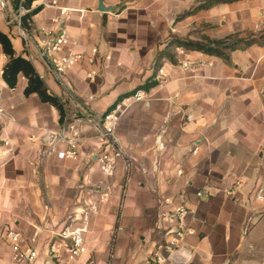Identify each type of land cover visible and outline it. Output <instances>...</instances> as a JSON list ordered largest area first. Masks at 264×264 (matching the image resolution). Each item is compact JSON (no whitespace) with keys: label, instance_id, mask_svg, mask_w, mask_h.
<instances>
[{"label":"crops","instance_id":"0c3cea01","mask_svg":"<svg viewBox=\"0 0 264 264\" xmlns=\"http://www.w3.org/2000/svg\"><path fill=\"white\" fill-rule=\"evenodd\" d=\"M203 1L59 0L47 7L51 0H37L31 8L41 10L31 18L27 53L18 29L8 24L11 9H0V31L65 111L61 123L55 107L37 95L26 97L23 75L10 89L2 79L8 59L0 48V103L12 118L3 133L12 153L0 157L2 261L11 253L3 241L10 227L20 232L24 248H37V264L53 245L63 264H141L154 252L168 255L165 246L179 226L176 210L186 207L196 211L187 220L196 233L175 252L185 247L187 264H264V45L233 52L231 64L169 47L172 40H221L235 33L259 37L264 0L218 5L181 19ZM42 29L65 32L81 52L97 48L94 63L87 58L58 82L38 54L47 41ZM164 50L174 59L162 62L166 82L160 85L159 69L157 87L144 91L147 98L121 118L117 135L126 155L108 175L100 161L108 148L88 116L104 114L142 86ZM65 124L73 127L66 134L76 140L77 155L61 160L57 152L67 144L51 134ZM199 191L206 196L199 198ZM76 230H84L87 253L70 259Z\"/></svg>","mask_w":264,"mask_h":264},{"label":"built area","instance_id":"2783aa9c","mask_svg":"<svg viewBox=\"0 0 264 264\" xmlns=\"http://www.w3.org/2000/svg\"><path fill=\"white\" fill-rule=\"evenodd\" d=\"M25 0H0V9H11L8 16V24L13 25L18 29L19 36L22 39L23 47L27 53L33 46V38L30 35V30L24 27L23 19L31 9H27L24 5ZM59 0H51V3L45 5L47 7L58 6ZM63 14L65 10L60 9ZM42 34L47 38L44 46L40 47L38 54L48 68V71L60 83H65V75L74 66L84 62L87 58L91 64L94 63V58L98 55L97 48H93L89 54L81 52L77 49V43L72 41L65 32L52 34L44 29ZM110 57H108L109 59ZM95 73L93 72L92 75ZM162 69L158 72L160 85H163L166 80ZM147 98L144 91H137L134 95L126 96L119 102L114 104L107 112L100 116L89 115L88 119L95 121L98 125L100 138L107 146V150L102 155L100 161L104 173L113 174L114 163L117 159H122L126 155L125 149L117 135L118 126L121 118L128 108L134 103L142 102ZM1 100V97H0ZM11 120L7 110L0 103V157H7L12 153L11 142L7 137H3L6 123ZM187 120L191 121L192 117L188 116ZM67 128L72 130L70 125H64L56 135L57 142L67 144L65 151L57 152V157L61 160L74 159L77 155V142L73 138H69ZM54 145L50 151L55 152ZM199 198L205 197L206 193L199 191L196 194ZM196 211L180 207L176 210V219L178 222L177 230L169 238L168 244L165 246L168 255L164 256L159 251L154 252L146 261L141 264H167L171 262V255L178 250L184 243L187 236L195 235L196 231L193 227L187 225L189 218H195ZM84 230H76L71 233L72 240L68 244V255L70 259L78 258L87 253V248L83 239ZM4 243L11 249V253L7 260L0 264H37L39 252L35 246L24 248L22 246V235L13 228H7L3 235ZM43 264H63L60 260L59 251L55 250L54 245L50 247L46 259Z\"/></svg>","mask_w":264,"mask_h":264},{"label":"trees","instance_id":"16d2710c","mask_svg":"<svg viewBox=\"0 0 264 264\" xmlns=\"http://www.w3.org/2000/svg\"><path fill=\"white\" fill-rule=\"evenodd\" d=\"M37 0H25L24 5L27 9H31L33 3ZM240 0H204L192 10L186 12L181 19L194 16L201 11H207L215 6L231 4ZM41 10V6L32 9L23 19L24 27L27 30L31 29V18ZM250 34L247 38H241L238 33L229 35L221 40H210L205 38L203 41L192 40H172L169 47L185 49L193 52H200L206 55L215 56L222 59L225 63L231 64V54L236 51H246L253 46L264 45V31L259 37H253ZM0 48L3 54L7 57L8 61L3 69L2 79L10 89H15L18 84L19 75H23L27 80V86L24 90V95L29 97L37 95L42 103L49 104L55 107L60 115V122L63 123L65 118L64 105L60 99L51 93L46 86L41 76L37 73L32 62L24 55H17L12 39L9 35L0 31ZM164 59H169L171 62L174 60L173 55L169 50L161 51L157 57L155 72L152 77L136 89L132 94L142 90L149 92L157 87L156 73L161 68Z\"/></svg>","mask_w":264,"mask_h":264},{"label":"water","instance_id":"95a60500","mask_svg":"<svg viewBox=\"0 0 264 264\" xmlns=\"http://www.w3.org/2000/svg\"><path fill=\"white\" fill-rule=\"evenodd\" d=\"M100 6L102 5V1H100ZM102 11V10H100ZM53 135L52 137L56 138V134H51ZM189 255L187 254V249L185 247H183L182 249H180L179 251L175 252L172 256H171V260L173 262H175L176 264H187ZM225 264H231L230 261H228Z\"/></svg>","mask_w":264,"mask_h":264},{"label":"rangeland","instance_id":"374dc122","mask_svg":"<svg viewBox=\"0 0 264 264\" xmlns=\"http://www.w3.org/2000/svg\"><path fill=\"white\" fill-rule=\"evenodd\" d=\"M201 32H202V31L199 30V31H198V35H199ZM252 35H253V34H252ZM252 35H251V36H252ZM248 36H249V35H248ZM171 52H172V51H170V54H172Z\"/></svg>","mask_w":264,"mask_h":264}]
</instances>
